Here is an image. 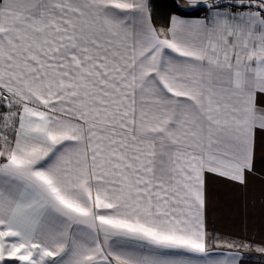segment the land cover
<instances>
[{
	"label": "snow or ice",
	"instance_id": "snow-or-ice-1",
	"mask_svg": "<svg viewBox=\"0 0 264 264\" xmlns=\"http://www.w3.org/2000/svg\"><path fill=\"white\" fill-rule=\"evenodd\" d=\"M176 7L0 0V264H228L205 182L264 136V0Z\"/></svg>",
	"mask_w": 264,
	"mask_h": 264
},
{
	"label": "crops",
	"instance_id": "crops-1",
	"mask_svg": "<svg viewBox=\"0 0 264 264\" xmlns=\"http://www.w3.org/2000/svg\"><path fill=\"white\" fill-rule=\"evenodd\" d=\"M179 2L182 4L181 0ZM245 176V183L240 184L215 174L206 175L205 219L209 243L223 237L247 241L257 249L264 248V136L256 137L253 168ZM216 247L210 246L215 260L228 264H264V252L262 256L251 257L245 256L243 251Z\"/></svg>",
	"mask_w": 264,
	"mask_h": 264
},
{
	"label": "trees",
	"instance_id": "trees-1",
	"mask_svg": "<svg viewBox=\"0 0 264 264\" xmlns=\"http://www.w3.org/2000/svg\"><path fill=\"white\" fill-rule=\"evenodd\" d=\"M179 0H150L149 8L152 14L153 23L159 27H166L169 18L173 14L181 15L182 11L178 10L177 4ZM205 11L201 8L193 9L190 15L186 17H196L204 14Z\"/></svg>",
	"mask_w": 264,
	"mask_h": 264
},
{
	"label": "rangeland",
	"instance_id": "rangeland-1",
	"mask_svg": "<svg viewBox=\"0 0 264 264\" xmlns=\"http://www.w3.org/2000/svg\"><path fill=\"white\" fill-rule=\"evenodd\" d=\"M184 1L187 0H181L182 4H186L184 3ZM214 245L217 246V249H236L237 251H243L245 256H255L257 254L259 255H263L262 251H258L257 246H254L253 244H250L247 241H239V240H233V239H228V238H217L214 241H210L209 245ZM229 245H231V247H229Z\"/></svg>",
	"mask_w": 264,
	"mask_h": 264
}]
</instances>
